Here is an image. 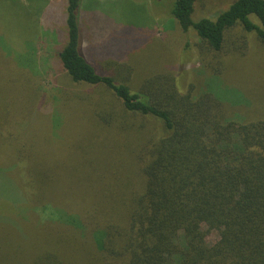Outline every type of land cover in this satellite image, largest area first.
Here are the masks:
<instances>
[{"label":"trees","instance_id":"obj_1","mask_svg":"<svg viewBox=\"0 0 264 264\" xmlns=\"http://www.w3.org/2000/svg\"><path fill=\"white\" fill-rule=\"evenodd\" d=\"M171 1L167 27L204 51L202 88L169 69L139 86L126 64L99 70L79 16L103 7L67 0L55 67L89 88L60 90L74 115L62 138L69 112L40 107L34 81L47 58L0 33V264H264V116L221 78L222 55L249 45L238 26L264 43V0L197 20L198 0Z\"/></svg>","mask_w":264,"mask_h":264},{"label":"rangeland","instance_id":"obj_2","mask_svg":"<svg viewBox=\"0 0 264 264\" xmlns=\"http://www.w3.org/2000/svg\"><path fill=\"white\" fill-rule=\"evenodd\" d=\"M87 1L89 8L95 5L103 7L87 14L81 13V18L79 16L81 36L85 32L89 38V45L84 47V52L99 70L109 73L118 65L126 64L133 68L132 77L135 85L139 86L148 76L169 69L181 78L182 90H186L193 82L203 87L211 71L207 75L199 73L205 62L199 37L195 31L183 32L177 23L172 29L167 27L171 0ZM232 1L198 0L194 19L212 16ZM67 4V0H0V33L7 43L25 52V44L30 42L36 46L38 56L47 58L44 64L40 59L41 74L34 81L45 91L40 107L50 105L58 110L62 104L63 112H69L67 123L59 131L60 138L73 129L68 120L74 119L71 103L66 100L68 96L61 95L60 90L67 88L71 91L77 87L87 91L89 88L87 85L73 84L67 74L57 72L55 67L56 59L53 56L59 50L58 42L62 47L68 37ZM253 19L260 23L258 18ZM233 34L246 36L249 45L244 52L231 49L222 55V81L242 89L252 100L254 108L248 111V117L264 116V43L256 34H248L240 26ZM91 48L95 51H91ZM180 66L185 68L183 76L177 73ZM1 78L4 79L3 74ZM16 87L19 88L20 83ZM1 90L8 91L5 83L0 85ZM242 113H245V109ZM40 122L43 123L39 128L41 132L49 127L47 116L41 115ZM106 182L114 183V180Z\"/></svg>","mask_w":264,"mask_h":264}]
</instances>
